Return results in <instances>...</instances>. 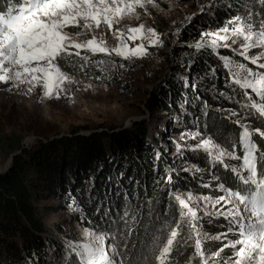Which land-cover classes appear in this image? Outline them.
<instances>
[{"label":"snow or ice","instance_id":"obj_1","mask_svg":"<svg viewBox=\"0 0 264 264\" xmlns=\"http://www.w3.org/2000/svg\"><path fill=\"white\" fill-rule=\"evenodd\" d=\"M260 2L264 4V0ZM148 6L159 8L156 0H22L18 6L10 2L6 12H0V85L8 86L9 90L23 89L29 94L40 88L41 99H59L68 91L65 85L75 83L61 70L59 59L75 55L85 64L91 62L101 72H107L117 66L113 55L122 60L145 58L150 55L149 48L163 46L161 34L154 28H145L143 24L129 27L127 40L140 41L134 47H129L124 39V32L119 28L113 30V25L119 24L125 18H139L137 9H144L145 14H148ZM206 7L209 8V15H215L211 9L218 8L219 5L210 0L209 5H200L198 12H204ZM244 7L247 8L248 5ZM197 14L186 17L187 23L190 24ZM251 19V12L247 20L241 15L233 16L215 31H200V38L187 47L195 48L197 52L211 50L228 73V86L235 85L243 90L249 101L242 103L240 107L264 118V20L257 29L255 24L249 22ZM185 26L177 28L173 35L179 38ZM69 27H77L81 31L70 35L67 31ZM102 28L112 31L117 39L116 46L110 48L103 33L99 37L95 35ZM87 33H92L91 38L83 41L77 39ZM69 49H75V52ZM219 49L231 50L233 56L219 55ZM81 50L84 55H81ZM253 51L256 52L255 55L252 54ZM97 54H103L107 59L93 61L91 57ZM235 56L241 57L243 62L235 59ZM249 64L255 66V70ZM119 67L123 68L124 65L121 63ZM178 79L187 83L186 77ZM226 98L232 99L231 96ZM207 110L208 105L205 103V115ZM237 115L235 111L229 110L227 118L231 120ZM247 117L248 112L244 117L235 120L241 129L239 148L242 155H237L235 142L232 150L228 151L211 136L202 135L199 130L182 134L181 138L186 136L189 140L196 141L188 145V150L205 153L208 164L212 166L211 169H201L192 165L184 171L192 172L193 176L209 171L211 180L216 184L214 191L222 194L196 195L192 190H169V199L174 198L177 204L178 218L175 219V225L171 227L163 245L160 244L159 237L149 235L146 226V238L141 241L140 251L135 256L121 257L116 245L107 243L114 236L106 231L85 227L81 229L80 241L65 242V249L70 251L63 259L67 261L75 255L78 264H133L134 260L135 264H140L142 259H147L148 252H153L155 264H170L169 257L174 242L180 235L181 225L187 222L190 233L187 239L194 240V258H199V264H264V175H260L257 170L256 153L259 148L253 140V136L257 134L264 138V131L260 128L253 129L244 123ZM177 150L183 154L179 146ZM260 158L264 160V152L260 153ZM229 161L237 163L230 164ZM216 165H222L224 170L231 171L234 178L244 186V191L229 189L221 183L213 174ZM171 182L169 175L166 183L170 185ZM200 187L209 189L212 188V183L203 182ZM159 202L157 199V204ZM149 204L151 205V201ZM68 207L72 212L83 213V209L77 207L75 201ZM169 211L171 205L166 213ZM201 213L204 217L223 218L227 222V231L216 235L204 232L198 227V222L202 219ZM130 215L126 209L124 218ZM151 215L150 209L149 216ZM83 219L81 216V220ZM132 222L137 223L134 216ZM168 227L169 224L165 222L157 231H164ZM229 234L238 238L228 239ZM224 240L227 243L211 254L205 248L207 243ZM226 248L232 249V254L227 259H222L221 254ZM133 251L136 252L135 245Z\"/></svg>","mask_w":264,"mask_h":264},{"label":"trees","instance_id":"obj_2","mask_svg":"<svg viewBox=\"0 0 264 264\" xmlns=\"http://www.w3.org/2000/svg\"><path fill=\"white\" fill-rule=\"evenodd\" d=\"M1 1L4 2L3 7H8L9 0ZM247 1L254 3L245 8ZM215 5H219L211 9L215 15L208 13L198 18L182 29L179 38L176 37V44L166 56L172 68L171 76L157 86L152 96V107L183 118L188 124L192 122L191 128L201 124L205 103L214 115L227 112L232 107L239 111L238 101H244L245 96L237 86H228V73L211 50L197 52L187 45L200 37V31L222 27L236 15L247 20L251 12L250 22L253 24L264 20V4H258L257 0H215ZM219 55L233 56V53L219 49ZM234 58L243 62L239 56ZM182 74L188 77L180 76ZM178 77H186L187 83ZM228 96L232 99H227ZM224 117L217 114L215 119L220 121ZM226 118L222 121L225 128L235 131V126ZM147 134L148 130L141 124L119 130L101 128L90 135L54 138L42 143L34 152L24 149L16 155L9 172L0 174V264H57L54 261L64 255V242L53 235H61L59 225H50L45 217L56 207L42 206L40 200L45 197L59 199V207L72 217L81 219L83 216L81 226H108L106 213L120 216L124 196L132 205L130 216L137 221L135 231L148 220L150 209L163 217L170 215L174 220L176 204L174 199H169L168 191H175L177 187L166 181L169 175L177 177L173 172L170 174L175 162L168 154V147L158 144L156 139L148 140ZM254 141L259 148L256 153L257 170L264 175V160L260 158L264 143ZM169 145L176 147L172 141ZM157 146L161 150L158 157ZM182 156L183 163L198 162L199 167L205 166L204 157L196 158L188 149ZM181 174L183 182H178V187L190 188L199 179L192 172ZM232 180V187L241 191L242 183L237 181L233 184ZM73 201L83 209V213L70 211L68 205ZM169 205L171 211L166 213ZM103 206L104 210H101ZM178 259H182L181 253Z\"/></svg>","mask_w":264,"mask_h":264},{"label":"rangeland","instance_id":"obj_3","mask_svg":"<svg viewBox=\"0 0 264 264\" xmlns=\"http://www.w3.org/2000/svg\"><path fill=\"white\" fill-rule=\"evenodd\" d=\"M10 2L18 6L22 0H9L8 6ZM213 2L215 4V0ZM156 3L159 4V8L148 6V14H145L144 9H137L139 18L135 16L125 18L119 24L113 25V30L119 28L124 32V39L129 47H134L137 43H140L139 40H127L129 27L143 24L145 28H154L161 34L163 46L149 48L150 55L145 58L122 60L113 55L112 58L117 66L110 68L107 72H101L91 62L85 64L75 55L59 59L58 64L61 70L75 81V83L65 85L68 91L62 94L59 99H41L40 88H37L34 93L29 94L23 89L9 90L8 86L0 85V147L2 153V157H0V171L5 166H8L10 162L13 164L14 157L22 153L24 149L27 152H34L40 148L42 143H46L48 140L64 136L71 137L78 134L90 135L93 131L101 128L119 130L132 126L136 127L138 124H141L148 130V140L152 141L156 139L159 142L158 144L161 143L164 147H168V154L175 162L174 167L170 170V174L173 172L177 176H171V185L177 187L175 191L187 192L188 190H192L196 195L217 196L222 194L221 192L214 191L216 184L211 180L209 171H205L203 174L198 173L199 179L192 187H178V184L183 182V175L181 173L185 172V168L192 165L200 166L198 162L189 164L182 162L184 157L178 152V146L184 153V150L188 149L189 144L196 143V141H191L186 136L181 138L182 134L199 129L202 135L211 136L216 143L228 151L232 150V144L235 142L237 145V155H242L239 148V132L241 129L236 125L235 120L244 117L245 113L248 112V117L243 122L250 125L253 129L260 128L261 131H264V118L240 107L242 103H249L246 97L244 98L245 100L243 99L244 101H238L239 111H235V108L232 107L227 112L217 113L218 115L228 117L229 110L235 111L238 114L236 117H232L231 120L226 118L235 126V131H229L225 128V125L222 123L225 117L217 121L215 119L217 114L210 113L209 109L206 115L203 109L204 115L200 118L201 124H196L194 128H191L192 122L189 121L188 124L183 118H177L161 109L152 107L154 90L159 84H164L167 77L171 76L172 68L166 56L170 55L172 47L176 44V36L173 33L177 28H181L182 25H186L182 28L184 29L193 24L198 18L206 16L209 13V8L206 7L202 13L198 12V9L200 5H209L210 0H156ZM253 3L254 1H247L248 6H251ZM257 3L261 4L260 0H257ZM3 4L4 2L0 0V12H6L7 7H3ZM193 13L198 14L188 24L186 17ZM259 25V23L255 24L257 29H259ZM215 30V28H208L204 31ZM67 31L70 35H74L76 32L81 31V29L69 27ZM101 33H103L110 48L116 46L117 39L112 31L102 28L95 35L99 37ZM91 36L92 33H87L77 39L83 41L91 38ZM69 51L74 53L75 49H69ZM227 51L232 52L231 50ZM84 54V51L81 50V55ZM87 54L91 56L90 53ZM252 54L255 55L256 52L253 51ZM91 59L94 61L107 58L103 54H97L91 57ZM121 63L124 65L123 68L119 67ZM253 69L255 70V67ZM183 75L186 74L180 76ZM97 77L100 78L97 79ZM186 77L188 76L186 75ZM88 85L90 87H87ZM241 92L244 95L243 90ZM187 112L190 114L189 111ZM255 139L264 143V138L258 134L253 136V140ZM171 141L176 146L175 148L169 145ZM16 148L18 149L12 152ZM155 148L157 153L161 154L160 148L158 146ZM14 153L15 155L11 159L10 157ZM192 154L196 158L202 159L204 157L205 166L199 168H212L208 164V158L205 153L192 152ZM229 163L236 164L237 161H229ZM213 174L227 188L237 191L235 186L232 187L231 180L233 179V184H236L239 180L234 178L231 171L224 170L222 165H216ZM203 182H211L212 188H201L200 184ZM132 183L135 182L133 181ZM242 190L244 191V186ZM242 190L241 192H243ZM40 202L42 206L56 207L54 212H48L45 216L50 225H59L58 229L61 235L53 233L56 238L64 242V244L66 241L81 240V229L87 226H81L80 218H74L69 212L63 211L59 207L61 203L59 199L45 197ZM122 202L124 206L122 205L120 216L106 215L105 219L109 221L108 226L100 227V225L96 224L88 228L106 231L110 236H114V239H109L107 243L115 244L121 257L135 256L140 251L141 241L146 238V226H148L149 235L159 237L161 245L166 242L168 233L171 227L175 225V219L178 218L175 200L176 218L174 220L170 215L163 217L153 211L151 217L148 216V220L145 224L142 223L140 229L137 231H135L137 223L132 222L133 217L124 218L125 210L127 209L131 213L130 208H132V205L130 206L125 196L122 198ZM101 210H104V206L101 207ZM200 215L202 219L198 222V227L204 232L216 235L217 233L227 231V222L223 218L204 217L203 213ZM165 222L169 224V227L164 231L158 232L157 229L164 225ZM129 230H131L130 235ZM189 234V225L185 222L181 225L180 235L174 242L173 251L170 253V264H199V258H194V240L187 239ZM237 238V236L232 234L228 236V239L231 240ZM224 243H227V240L207 243L205 248L209 249V254H211V252H215L221 248ZM134 245L136 252L130 254ZM125 248H127V251H124ZM69 251L70 249H65L64 255L54 262L57 264H78V258L75 255H72L67 261L63 259ZM179 253L182 254L180 261L178 259ZM231 254L232 249L226 248L221 254L222 259H227ZM133 264H135V260ZM140 264H155L153 252H148L147 259H142Z\"/></svg>","mask_w":264,"mask_h":264},{"label":"water","instance_id":"obj_4","mask_svg":"<svg viewBox=\"0 0 264 264\" xmlns=\"http://www.w3.org/2000/svg\"><path fill=\"white\" fill-rule=\"evenodd\" d=\"M14 155H15V153L13 155H11L10 158L13 159ZM11 167H12V162H10L8 164V166H5L4 169L2 171H0V174H6V173H8L9 170L11 169Z\"/></svg>","mask_w":264,"mask_h":264}]
</instances>
